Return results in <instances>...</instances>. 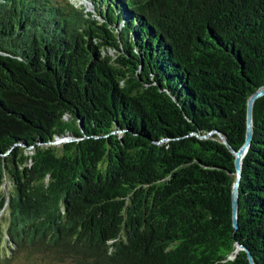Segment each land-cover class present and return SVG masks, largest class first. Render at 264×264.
I'll list each match as a JSON object with an SVG mask.
<instances>
[{"label": "trees", "instance_id": "trees-1", "mask_svg": "<svg viewBox=\"0 0 264 264\" xmlns=\"http://www.w3.org/2000/svg\"><path fill=\"white\" fill-rule=\"evenodd\" d=\"M85 1L0 0V264H264V0Z\"/></svg>", "mask_w": 264, "mask_h": 264}, {"label": "water", "instance_id": "water-1", "mask_svg": "<svg viewBox=\"0 0 264 264\" xmlns=\"http://www.w3.org/2000/svg\"><path fill=\"white\" fill-rule=\"evenodd\" d=\"M264 95V87H261L257 90H255L253 93L250 94L247 100L246 104V130H245V137L243 144L239 147V149L235 150L232 148L227 141L224 139L223 136H220L222 139V142L228 147L230 152L234 155V164H235V174H236V179L233 183L232 190H231V211H232V223L233 226L236 228L237 227V212H238V185L240 182L241 178V160L243 156L245 155L250 142L252 138V107L254 101ZM62 141V139H57L55 140L56 143H59ZM244 249L243 246L240 244L236 245V249L234 250V255L238 252L240 249ZM247 256L249 259L250 264H255L253 262L252 256L247 250Z\"/></svg>", "mask_w": 264, "mask_h": 264}, {"label": "rangeland", "instance_id": "rangeland-1", "mask_svg": "<svg viewBox=\"0 0 264 264\" xmlns=\"http://www.w3.org/2000/svg\"><path fill=\"white\" fill-rule=\"evenodd\" d=\"M75 1H80L81 3H85V5L89 8V4H88L87 1H85V0H75ZM88 8H87V9H88Z\"/></svg>", "mask_w": 264, "mask_h": 264}]
</instances>
